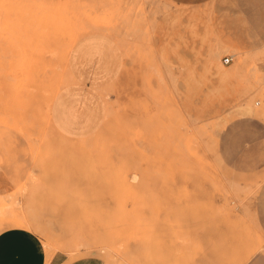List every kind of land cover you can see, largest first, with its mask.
<instances>
[{"label":"rangeland","instance_id":"rangeland-1","mask_svg":"<svg viewBox=\"0 0 264 264\" xmlns=\"http://www.w3.org/2000/svg\"><path fill=\"white\" fill-rule=\"evenodd\" d=\"M63 93L84 133L51 119ZM263 99L264 0H0V160L21 176L0 230L62 264L249 263Z\"/></svg>","mask_w":264,"mask_h":264},{"label":"crops","instance_id":"crops-1","mask_svg":"<svg viewBox=\"0 0 264 264\" xmlns=\"http://www.w3.org/2000/svg\"><path fill=\"white\" fill-rule=\"evenodd\" d=\"M87 103L77 97L63 93L51 104L50 114L59 131L81 134L90 127L91 110ZM20 171L0 160V197L13 193L20 182ZM264 232V224L262 226ZM56 252L47 259L46 251L39 237L30 229L6 227L0 230V264H62L61 255ZM264 262L262 251L255 253L253 259L245 264ZM81 264H89L85 261Z\"/></svg>","mask_w":264,"mask_h":264},{"label":"bare ground","instance_id":"bare-ground-1","mask_svg":"<svg viewBox=\"0 0 264 264\" xmlns=\"http://www.w3.org/2000/svg\"><path fill=\"white\" fill-rule=\"evenodd\" d=\"M263 100H264V99H263ZM262 103H264V102H262ZM258 104H259V103H258ZM263 107H264V105H263ZM185 125H186V124H185ZM201 127H202V126H200V128H201ZM184 128H185V127H184ZM192 128H193V127H192ZM201 129H202V128H201ZM193 130H194V129H193ZM201 131H202V130H201ZM201 131H200V132H201ZM195 133H196V132H195ZM197 134H198V133H197ZM191 139H193V138H191ZM197 139H198V138H197ZM193 141H194V140H193ZM193 141H192V142H193ZM190 142H191V141H190ZM196 143H197V142H196ZM192 145H193V143H192ZM188 148H189V147H188ZM203 148H204V147H203ZM190 149H191V148H190ZM193 149H194V148H193ZM194 161H195V160H194ZM3 212H4V211H3ZM6 213H7V211H6ZM6 213H5V214H6ZM10 214H11V213H9V215H10ZM11 215H12V214H11ZM16 217H17L18 219L20 218V216H16ZM14 218H15V217H14ZM23 218H24V217H23ZM8 219H9V218H8ZM9 220H10V219H9ZM15 220H16V219H15ZM22 220H23V219H22ZM20 221H21V218H20ZM18 222H19V221H18ZM24 222H26V221H24ZM24 222H23V225L25 224ZM26 223H27V222H26ZM29 223L32 224L31 221H30ZM19 224H21V223L19 222ZM21 225H22V224H21ZM26 225H27V224H26ZM26 225H24V226H26ZM32 225H33V224H32ZM32 225H31V226H32ZM32 227H33V226H32ZM120 264H138V263H136V262H133V263H132V262H127V263H123V262H121ZM139 264H140V263H139Z\"/></svg>","mask_w":264,"mask_h":264},{"label":"built area","instance_id":"built-area-1","mask_svg":"<svg viewBox=\"0 0 264 264\" xmlns=\"http://www.w3.org/2000/svg\"><path fill=\"white\" fill-rule=\"evenodd\" d=\"M231 59H232V58H231L230 56H225L224 61H225V62H229Z\"/></svg>","mask_w":264,"mask_h":264}]
</instances>
